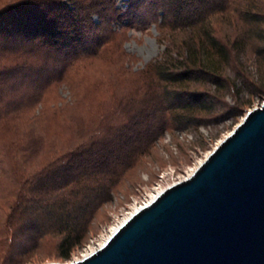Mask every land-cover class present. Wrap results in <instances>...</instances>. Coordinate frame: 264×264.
Returning <instances> with one entry per match:
<instances>
[{"label":"trees","instance_id":"16d2710c","mask_svg":"<svg viewBox=\"0 0 264 264\" xmlns=\"http://www.w3.org/2000/svg\"><path fill=\"white\" fill-rule=\"evenodd\" d=\"M110 1L0 3V124L18 128L22 116L42 103L52 85L64 81L71 66L118 41L112 24L120 18H104ZM148 3L161 11L160 18L151 19L165 42L161 55L149 64L159 81L152 102L73 148L63 164L35 173L44 174L41 189L24 197L26 204L20 206L43 215L37 232L60 234L59 248L66 256L82 243L92 217L112 199L122 174L169 125L191 130L205 125L208 115L237 117L250 97L264 93V2L240 6L237 13L243 18H212L228 15L233 0ZM228 96L233 105L226 102ZM15 140L16 149L28 150Z\"/></svg>","mask_w":264,"mask_h":264},{"label":"rangeland","instance_id":"374dc122","mask_svg":"<svg viewBox=\"0 0 264 264\" xmlns=\"http://www.w3.org/2000/svg\"><path fill=\"white\" fill-rule=\"evenodd\" d=\"M256 1L264 2L233 0L228 15L216 14L212 18H243L237 13L240 6ZM110 3L113 5L104 18H120L112 24L119 32L118 41L98 56L71 66L64 81L52 85L42 103L22 116L18 128L0 124V264L70 263L82 258L150 196L193 172L246 113L264 101V93L254 95L237 117L224 116L225 113L219 117L208 115L204 118L207 123L197 129L182 130L169 125L122 174L112 199L92 217L82 243L74 246L69 255H63L59 248L62 236L52 231L38 233L36 227L42 223L43 215L20 207L26 204L24 197L41 189L44 174L35 173L63 164L73 148L150 104L159 86L149 64L165 48L159 28L151 19L160 18L161 11L150 7L148 0ZM219 29L227 30L224 23L219 24ZM226 102L235 103L231 96L226 97ZM14 139L22 140L28 150L16 149ZM106 233L108 236L104 237Z\"/></svg>","mask_w":264,"mask_h":264},{"label":"water","instance_id":"95a60500","mask_svg":"<svg viewBox=\"0 0 264 264\" xmlns=\"http://www.w3.org/2000/svg\"><path fill=\"white\" fill-rule=\"evenodd\" d=\"M46 264H264V101L102 246Z\"/></svg>","mask_w":264,"mask_h":264},{"label":"bare ground","instance_id":"6f19581e","mask_svg":"<svg viewBox=\"0 0 264 264\" xmlns=\"http://www.w3.org/2000/svg\"><path fill=\"white\" fill-rule=\"evenodd\" d=\"M227 136H228V135H227ZM222 140H223V139H222ZM222 140H221V141H222ZM221 141H220V142H221ZM220 142H219V143H220ZM219 143H218V144H219ZM207 156H208V155H207ZM204 160H205V159H204ZM204 160H203V161H204ZM203 161H202V162H203ZM202 162H201V163H202ZM201 163H200V164H201ZM198 166H199V165H198ZM198 166H197V167H198ZM197 167H196V168H197ZM196 168L193 170V172L196 170ZM193 172H191L189 175H191ZM189 175H188V176H189ZM188 176H186V177H188ZM184 178H185V177H184ZM164 189H165V188H164ZM164 189L159 190V191H158V194H159L161 191H163ZM158 194L156 193V194L152 195V198H151V200H149V201L151 202V201H152V200H153ZM149 201H148V202H149ZM139 208H141V206L136 207L132 212H130L126 217H124V218L122 219L121 222H124L126 219H128L129 216H130L131 214H133L135 211H137ZM121 222L118 223V225H116V226H114V227L112 228V232H111V234H112V233H113V232L119 227V225L121 224ZM111 234H110V235H111ZM110 235H109V236H110ZM109 236H108V237H109ZM108 237H107V238H108ZM107 238L105 239V241L101 242V243L98 245V247L91 249V251L88 252V253H85L84 256L89 255V254L92 253L94 250H96L97 248H99L100 246H102V245L106 242Z\"/></svg>","mask_w":264,"mask_h":264},{"label":"built area","instance_id":"2783aa9c","mask_svg":"<svg viewBox=\"0 0 264 264\" xmlns=\"http://www.w3.org/2000/svg\"><path fill=\"white\" fill-rule=\"evenodd\" d=\"M190 176V175H189ZM185 178H187V177H185ZM182 179H184V178H180L178 181H180V180H182ZM178 181H176V182H178ZM175 183V182H174ZM150 198H151V196H150ZM150 198H148L146 201H144L142 204H140V206L141 207H143V206H145V205H147L148 203H150V201L148 202V200L150 199ZM123 222H121V224H122ZM109 232H110V230H109ZM106 236H108V233H106V235L104 236V237H106ZM104 237H102V239H104ZM97 244H99V242H97ZM96 244V245H97Z\"/></svg>","mask_w":264,"mask_h":264}]
</instances>
